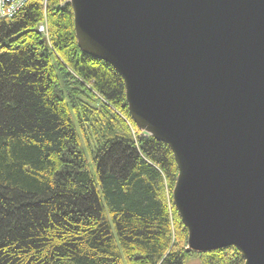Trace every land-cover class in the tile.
<instances>
[{"label":"trees","instance_id":"16d2710c","mask_svg":"<svg viewBox=\"0 0 264 264\" xmlns=\"http://www.w3.org/2000/svg\"><path fill=\"white\" fill-rule=\"evenodd\" d=\"M177 177L122 77L79 47L68 0L0 19V264H244L187 249Z\"/></svg>","mask_w":264,"mask_h":264},{"label":"water","instance_id":"95a60500","mask_svg":"<svg viewBox=\"0 0 264 264\" xmlns=\"http://www.w3.org/2000/svg\"><path fill=\"white\" fill-rule=\"evenodd\" d=\"M83 52L171 148L188 250L264 264V0H69Z\"/></svg>","mask_w":264,"mask_h":264},{"label":"built area","instance_id":"2783aa9c","mask_svg":"<svg viewBox=\"0 0 264 264\" xmlns=\"http://www.w3.org/2000/svg\"><path fill=\"white\" fill-rule=\"evenodd\" d=\"M29 1L32 0H0V19L12 18L23 8ZM42 1L46 5L47 0ZM40 31H45V26H40Z\"/></svg>","mask_w":264,"mask_h":264},{"label":"rangeland","instance_id":"374dc122","mask_svg":"<svg viewBox=\"0 0 264 264\" xmlns=\"http://www.w3.org/2000/svg\"><path fill=\"white\" fill-rule=\"evenodd\" d=\"M43 23H44L43 25L46 27L45 22H43ZM39 30H40V28H39ZM45 31H46V28H45ZM126 121L128 122L127 119H126ZM129 124H130V123H129ZM130 128L133 130V132H136V131L134 130V128L132 127L131 124H130ZM188 264H199V263H198V260H192V261L190 260Z\"/></svg>","mask_w":264,"mask_h":264},{"label":"bare ground","instance_id":"6f19581e","mask_svg":"<svg viewBox=\"0 0 264 264\" xmlns=\"http://www.w3.org/2000/svg\"><path fill=\"white\" fill-rule=\"evenodd\" d=\"M69 1V0H68ZM74 13V12H73ZM75 29V28H74Z\"/></svg>","mask_w":264,"mask_h":264}]
</instances>
